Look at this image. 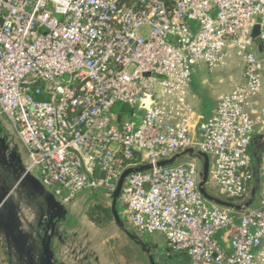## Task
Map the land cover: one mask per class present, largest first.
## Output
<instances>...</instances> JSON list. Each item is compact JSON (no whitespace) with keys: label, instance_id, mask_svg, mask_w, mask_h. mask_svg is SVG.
Returning <instances> with one entry per match:
<instances>
[{"label":"built area","instance_id":"built-area-1","mask_svg":"<svg viewBox=\"0 0 264 264\" xmlns=\"http://www.w3.org/2000/svg\"><path fill=\"white\" fill-rule=\"evenodd\" d=\"M233 57L242 81L198 121L193 67ZM263 68L264 0H0V114L26 172L64 203L83 189L110 199L127 167L189 147L209 157L207 186L242 203L251 140L264 134ZM117 103L127 118L112 111ZM199 172V160L184 156L127 175L120 216L136 233L163 235L188 264H264V163L242 210L206 201Z\"/></svg>","mask_w":264,"mask_h":264},{"label":"water","instance_id":"water-1","mask_svg":"<svg viewBox=\"0 0 264 264\" xmlns=\"http://www.w3.org/2000/svg\"><path fill=\"white\" fill-rule=\"evenodd\" d=\"M258 25H254L251 31V36L254 38V43L259 44ZM260 49V46H259ZM250 153L253 159L252 162V182L249 195L242 203H236L225 199L219 195L211 193L207 189L208 174H209V157L200 150L194 148H186L177 152L169 158L160 159L155 164L143 163L140 165L127 167L124 169L116 182V185L110 195V211L113 221L116 226L125 233V235L146 255L148 264H156L151 252L147 248L142 238L133 230H130L119 213V193L122 184L127 175L151 169L153 166L164 167L176 163L184 156L194 157L200 162V172L198 180V190L202 197L214 205L231 208L234 210H242L250 206L256 197L260 185V167L262 164V156L264 153V134H255L252 137L250 144ZM98 167L95 170L97 172ZM9 177H12V183H8ZM30 178V173H27L24 167V162L14 147L0 129V231L11 242L14 249L18 252L26 264H57L54 253L50 246L51 236L55 233L61 223H69L74 225L76 222L71 218L63 205L55 199L52 193L44 190L40 194L44 198L39 204V219L37 225L41 231L38 234L39 246L37 242L29 241L28 238H21L18 227L19 221L16 215L15 208L10 207L9 197L18 186H23L25 181ZM36 247V248H35ZM90 264V263H87Z\"/></svg>","mask_w":264,"mask_h":264},{"label":"crops","instance_id":"crops-1","mask_svg":"<svg viewBox=\"0 0 264 264\" xmlns=\"http://www.w3.org/2000/svg\"><path fill=\"white\" fill-rule=\"evenodd\" d=\"M231 61H233L234 64H227L231 71L228 74L229 79L227 78L226 82L222 83L223 85L220 86V91L218 92H214L211 86H207V80L204 77L200 78L196 86L193 85V80H191L189 86V99L196 110L198 121L204 120L210 116L220 95L226 93L236 83L242 81L241 61L237 57L231 58ZM219 81L221 82L223 80L219 79ZM260 97L264 98V68L262 71ZM14 147H16L23 162H25L26 155L22 146L18 143L17 145L15 144ZM262 163H264V153L262 156ZM8 183H12V177H9ZM41 190L51 193V191L42 184L37 172H32L30 173V178L25 181V184L23 186H18L9 197L10 207L16 210L19 221L18 231L20 237L28 238L31 242H37L36 247L39 246L38 234H41L37 225L39 219L38 207L44 200L40 194ZM55 199L58 201L57 198ZM79 237L77 229H75V227L72 228L71 224L61 223L59 225L50 239V246L57 264H93L89 260L86 244L81 245L78 240ZM67 248H69L68 252L64 253V250ZM94 259L96 261L97 258L94 257ZM0 264H26L2 231H0Z\"/></svg>","mask_w":264,"mask_h":264},{"label":"rangeland","instance_id":"rangeland-1","mask_svg":"<svg viewBox=\"0 0 264 264\" xmlns=\"http://www.w3.org/2000/svg\"><path fill=\"white\" fill-rule=\"evenodd\" d=\"M227 64H234L233 61H228ZM231 71L228 66L209 70L208 67L200 62L193 67L192 80L193 85L196 86L200 78L204 77L207 80V86L213 88L214 92L220 91V86L225 83L228 74ZM222 79L223 81H219ZM221 83V84H220ZM218 86V87H217ZM216 87V88H215ZM112 111L114 113H121V118H127L126 107L122 103H117L113 106ZM0 129L3 135L7 137L10 143L14 146L18 142L14 139V129L9 118L0 114ZM253 185L251 182L248 186L246 197L249 195L250 189ZM211 193L218 194L216 189H211ZM102 197L108 204L110 199L104 197L103 190L97 188L95 190L83 189L77 192L74 197L67 203L59 202L63 205L68 215L75 220V224L72 228L77 229L81 245L87 246V253L89 260L93 264H148L147 257L141 252L137 245H135L126 235L122 232L114 222L105 228H97L85 217V210L92 198ZM118 208H121L118 206ZM125 221V219L123 218ZM126 226L130 229H134L125 221ZM71 228V227H70ZM142 240L150 239L157 245V251L161 252L166 246L165 238L158 232L150 234H139ZM96 257V261L94 259Z\"/></svg>","mask_w":264,"mask_h":264},{"label":"trees","instance_id":"trees-1","mask_svg":"<svg viewBox=\"0 0 264 264\" xmlns=\"http://www.w3.org/2000/svg\"><path fill=\"white\" fill-rule=\"evenodd\" d=\"M207 189L211 192L212 188L207 186ZM118 209L121 210V208ZM85 217L97 228H105L114 222L110 206L102 197H95L90 200L85 210ZM144 243L151 252L156 264H188L189 262L187 253L183 250H173L166 245L161 252H158L157 245L152 240L144 239Z\"/></svg>","mask_w":264,"mask_h":264}]
</instances>
